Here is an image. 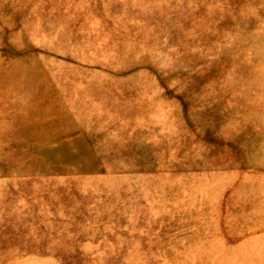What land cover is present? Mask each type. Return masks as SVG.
Segmentation results:
<instances>
[{"label":"rangeland","instance_id":"1","mask_svg":"<svg viewBox=\"0 0 264 264\" xmlns=\"http://www.w3.org/2000/svg\"><path fill=\"white\" fill-rule=\"evenodd\" d=\"M0 264H264V0H0Z\"/></svg>","mask_w":264,"mask_h":264}]
</instances>
